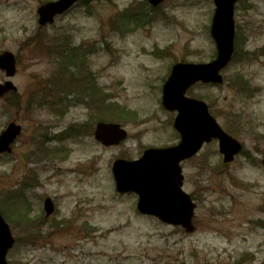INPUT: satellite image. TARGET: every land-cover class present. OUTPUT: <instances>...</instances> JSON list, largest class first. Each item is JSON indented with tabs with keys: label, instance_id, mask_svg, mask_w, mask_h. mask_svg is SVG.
Returning <instances> with one entry per match:
<instances>
[{
	"label": "rangeland",
	"instance_id": "obj_1",
	"mask_svg": "<svg viewBox=\"0 0 264 264\" xmlns=\"http://www.w3.org/2000/svg\"><path fill=\"white\" fill-rule=\"evenodd\" d=\"M49 1L0 0V53L17 69V94L0 100V133L22 128L0 156V214L15 239L8 264H264V0L235 4L234 56L243 59L232 58L224 83L186 93L253 158L224 165L212 141L181 164L196 205L192 235L137 213L136 197L115 191L111 167L178 142L162 88L174 64L214 59L213 0H166L140 18L144 0H84L40 27L37 8ZM61 96L70 103L55 105ZM101 120L120 124L125 143L98 144Z\"/></svg>",
	"mask_w": 264,
	"mask_h": 264
},
{
	"label": "water",
	"instance_id": "obj_2",
	"mask_svg": "<svg viewBox=\"0 0 264 264\" xmlns=\"http://www.w3.org/2000/svg\"><path fill=\"white\" fill-rule=\"evenodd\" d=\"M78 0H58L48 3L38 10L41 25L52 23L56 15L69 9ZM156 6L163 0H148ZM237 0H214L215 13L211 26V36L216 44L217 57L209 64H178L172 68L171 76L164 87L163 106L178 115L174 122L180 133L181 143L174 148L147 150L135 162L117 160L112 173L119 193L133 192L138 195L137 209L144 215H151L168 225L180 226L187 233H193L192 218L195 205L182 192V176L179 162L193 156L204 142L219 140L224 162L232 161L241 147L238 142L225 134L208 113L203 102L184 98L185 91L192 85L202 83L221 84L219 72L230 61L233 52L234 21L233 8ZM0 71L7 77L15 74V59L11 53L0 55ZM16 91L10 82L0 85V98L8 92ZM20 126L10 124L0 134V155L10 153L11 145L20 134ZM126 133L118 125L96 126L95 139L105 146L117 145ZM264 165V160L262 161ZM46 216L53 212L50 199L44 202ZM14 239L8 225L0 215V264H7L6 255L12 248Z\"/></svg>",
	"mask_w": 264,
	"mask_h": 264
},
{
	"label": "flooded vegetation",
	"instance_id": "obj_3",
	"mask_svg": "<svg viewBox=\"0 0 264 264\" xmlns=\"http://www.w3.org/2000/svg\"><path fill=\"white\" fill-rule=\"evenodd\" d=\"M255 56V54L254 53H251L250 55L248 54V59H251V58H253ZM64 94V93H63ZM69 96H61L59 99H60V102L62 103V104H64V105H67V104H69L70 102H69Z\"/></svg>",
	"mask_w": 264,
	"mask_h": 264
},
{
	"label": "trees",
	"instance_id": "obj_4",
	"mask_svg": "<svg viewBox=\"0 0 264 264\" xmlns=\"http://www.w3.org/2000/svg\"><path fill=\"white\" fill-rule=\"evenodd\" d=\"M93 92H94V89H93V87H89V89H88V93H90V94H92V95H93Z\"/></svg>",
	"mask_w": 264,
	"mask_h": 264
}]
</instances>
